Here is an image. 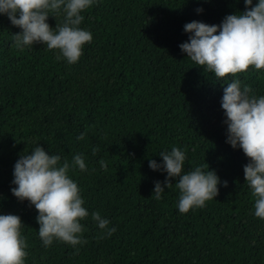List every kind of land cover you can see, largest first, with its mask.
Wrapping results in <instances>:
<instances>
[{"label": "trees", "instance_id": "trees-1", "mask_svg": "<svg viewBox=\"0 0 264 264\" xmlns=\"http://www.w3.org/2000/svg\"><path fill=\"white\" fill-rule=\"evenodd\" d=\"M244 11V0H98L82 13L93 40L75 64L46 45L17 49L21 29L0 14V214L21 217L25 264H264V219L244 178L249 160L226 142L221 101L234 77L216 80L179 47L186 23L219 25ZM235 78L264 95V70ZM37 143L70 162L84 157L87 170L69 175L89 212L87 243L44 247L35 207L12 194L15 162ZM172 147L185 152V172L207 163L220 177L205 207L181 214L176 178L155 199L167 173L149 161L162 165L159 153ZM96 211L116 228L111 236L100 238Z\"/></svg>", "mask_w": 264, "mask_h": 264}, {"label": "clouds", "instance_id": "clouds-1", "mask_svg": "<svg viewBox=\"0 0 264 264\" xmlns=\"http://www.w3.org/2000/svg\"><path fill=\"white\" fill-rule=\"evenodd\" d=\"M96 3L98 0H0V14L21 29L13 33L14 47L20 51L35 44L46 45L48 50L58 52V60L63 58L75 64L84 54V45L93 40L92 33L80 27L85 19L82 13ZM244 3L243 13L226 15L219 25L197 20L186 23L184 31L190 35L179 47L195 65L214 74L216 80L234 77L224 87L221 101L226 116V142L233 149H242L249 160L244 165L245 182L255 198L254 215L264 219V95L257 97L251 87L242 86L235 78L253 69L264 70V0H257L255 5L253 0ZM49 16L56 19L55 27L47 22ZM77 139H84V134ZM97 151L93 148V154ZM159 155L163 164L150 160L149 167L166 172L167 177L163 184L155 182V199L162 198L165 187H172L171 178H176L181 214L203 208L219 195L221 179L207 163L185 172L186 154L179 147L161 151ZM100 165L107 171L104 160ZM76 167L87 170L81 154L74 155L70 162L59 154H49L38 143L30 154L25 150L15 162L12 181L15 187L11 192L18 201L27 200L35 207L38 234L46 248L54 241L73 247L87 243L82 238L86 229L81 221L89 212L83 206L80 187L69 175ZM227 184L223 181L225 187ZM91 217L102 230L101 239L116 231L98 211L92 212ZM23 226L19 215L0 214V264H25L28 244L22 235Z\"/></svg>", "mask_w": 264, "mask_h": 264}]
</instances>
